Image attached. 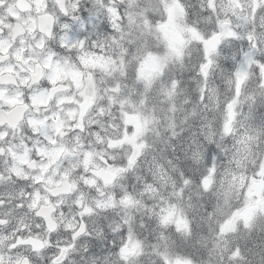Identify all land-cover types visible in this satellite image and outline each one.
Masks as SVG:
<instances>
[{"label":"clouds","instance_id":"clouds-1","mask_svg":"<svg viewBox=\"0 0 264 264\" xmlns=\"http://www.w3.org/2000/svg\"><path fill=\"white\" fill-rule=\"evenodd\" d=\"M0 264H264V0H0Z\"/></svg>","mask_w":264,"mask_h":264}]
</instances>
